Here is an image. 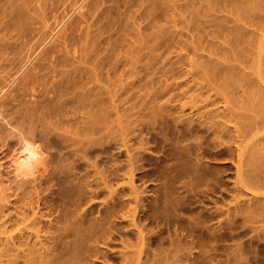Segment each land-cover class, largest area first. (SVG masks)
Wrapping results in <instances>:
<instances>
[{
  "label": "rangeland",
  "instance_id": "rangeland-1",
  "mask_svg": "<svg viewBox=\"0 0 264 264\" xmlns=\"http://www.w3.org/2000/svg\"><path fill=\"white\" fill-rule=\"evenodd\" d=\"M25 1L28 2V0ZM41 1H36L39 5L36 8L37 3L33 0L32 5L36 3L34 4L35 8L31 7L34 8L32 11L40 12L38 16L43 17L42 19L35 16V12H30L29 8L31 7L28 3L29 8L27 7V12H25L30 14L25 16L31 17V19L34 17V19L33 21L27 20L30 21L28 24H26L27 21L24 22L28 27L25 28L26 33L20 32L22 37H19L18 31L16 33L17 29L13 31V27L10 28L12 32L10 29L8 30L12 33V37L7 35L9 32L4 31L3 35H7V38L2 35V32L0 33V93L5 89L11 77H14V74L24 65L22 62L25 63L30 58V51L36 52L37 47L35 48V46L38 45L36 43L39 42L40 47L44 44L42 41L45 42L52 34L55 17L58 15L57 17H61L60 19L63 20V16L72 14L73 7L76 2H79V0H48L49 2L45 0V3L54 5L53 7L49 5L51 8L47 5L50 9L45 13L44 10L47 7L43 9L45 3ZM90 1L92 0H89V5L93 3ZM0 6V9L7 7L4 3H1ZM224 8L212 5L210 0L203 4L200 30L191 32L185 54L187 57L185 56L182 63L175 67V75L168 81H165L164 78L161 79L154 88L153 96L150 94L149 97L145 96L138 101L123 103L121 109L129 110L132 105H135L134 111L126 114L127 116L125 115L122 119L127 126L124 130L119 128L115 114L100 116L102 124H96L95 130L91 131V155H88L84 162L85 168L80 172L75 171L76 174L79 173L76 178H66L61 175L55 177L51 191L43 195V197H48L47 204L51 200V204L46 208L51 205L50 208H53L54 215L60 222L65 220L63 215L65 211H77L79 217L83 215L84 227L91 229V242L83 245L79 258L80 264H125L123 263L124 258L129 255L132 258L127 261V264H136L135 254L137 255L138 252H142L144 257L142 262H145L151 253V260L154 257L160 260L157 264H215L216 262L218 264L222 260L227 262L226 257L236 248H240L242 254H245L243 259L245 262L248 261L247 264H264V220L260 217L252 220L253 217L249 221L246 214L243 215L240 213L241 211H238L241 210L239 204L242 205L243 201L247 202L251 193L244 188L240 191L236 186L238 145L243 143V145L249 146L250 142L256 141L264 143V103L260 102L258 97H249L250 91L255 87L261 86L260 88L263 90L264 82L257 80V70L253 62L257 58L256 50L250 51L243 41L237 46L235 44L233 30L242 26L248 33L253 29L236 22L235 17L227 13L231 11L230 8L228 7L226 11ZM85 11L87 9L83 12L85 13ZM191 11L189 22L190 26L194 27V24L198 25V19L194 8ZM1 13L3 14V11ZM75 13L70 19L80 22L76 20L79 19L77 17H80L77 14L78 11ZM55 20L60 21L58 18ZM80 20L83 18L80 17ZM6 22L8 20L5 19L2 24ZM76 22L74 24L66 22V27L69 26V30L73 31L71 28L76 26ZM70 25H74V27ZM3 27L4 25L0 27V30ZM23 29L21 26V30ZM70 32L66 31L68 35H71ZM67 34L63 37L64 39L57 41L56 47L63 44L64 40L68 38ZM61 42L62 44H60ZM50 43L52 44V40ZM5 44H8L9 47ZM49 44L46 50H52L55 46V43L50 44V47ZM230 46L234 47L233 52L227 51ZM218 47L220 48L218 49ZM40 51L38 50V54ZM221 51L226 53L221 54ZM210 52L213 53L212 56H210ZM38 54L37 52L31 53L33 59L26 65L25 72L23 71L17 76L19 79L16 78V81L22 82H15L11 87L14 91L13 95L5 97L4 100L1 99L3 113L4 111L10 112L12 106L17 105L20 109L22 103L32 102L34 99L31 98L32 96L30 97V92L27 90H30L33 95H37V92L32 91L34 86L32 87L30 79L34 78L33 81H35V77H37L38 81L39 76H43L44 72L45 75L48 73L47 70L41 72L40 75L41 67L39 71L35 66L45 63L46 67L48 65L47 58L44 63V60L41 59L42 55L40 56L41 61ZM171 57L174 60H180L183 56H180L178 50H173ZM34 66L37 68L36 71ZM227 67L232 68L239 77L228 78L224 74ZM30 69L35 73L31 74ZM161 70L162 67L157 66L155 72ZM35 74L37 75L35 76ZM28 76H32V78ZM28 78L29 80H27ZM28 81L30 82L28 85L31 84V89H27L29 86L25 82ZM37 84L35 85L37 86L35 87L36 91L41 90V87L38 89L40 82ZM23 86L27 89L26 91ZM147 86L149 85L146 82L141 83V88H139V90L142 89L141 94L150 91V87L147 88ZM91 87L93 86L91 85ZM12 101L18 102L14 104ZM27 103L23 104V109L27 108ZM97 120L98 118H94L91 112V121L96 122ZM137 121H139L138 124L134 123ZM0 123L3 125V122ZM218 123L219 130H223V140H218L213 134L218 128L216 125ZM212 124L213 127H210ZM125 129L127 130L125 131ZM6 142H10L8 143L9 147L3 148L0 140V164L2 165L0 172H5V174L2 172L3 176L1 177L3 180L5 179L7 187L11 186L12 190L8 193L12 194L17 182L14 181V183L13 176L8 177V175L10 174L9 170L17 168L21 162L19 159L21 144L18 139L11 140V138ZM42 143L36 139L33 145L41 150L42 154L50 152L44 148ZM130 156L134 157V159L131 157L133 163L130 162ZM59 157L56 161H54L55 158H51L52 163L55 162L54 166L49 162L51 161L50 157L46 156L47 160L49 159L48 163H46L47 165L42 164L41 167L48 169L50 166L52 169L61 170V172L66 173L70 170L72 172L76 165L73 159H68V156ZM131 164L134 169L130 172L129 165L131 166ZM8 168L10 169L7 172ZM255 168L256 173L264 176L262 161L256 162ZM2 173L0 174L2 175ZM7 177L9 180L12 178V181L10 180L12 183L8 182ZM82 177L86 179V182L91 183V195L84 196L85 200L84 197L81 199L83 195L81 191ZM131 178L133 182H131ZM6 182L9 183V186ZM132 188H135L134 191ZM255 190L261 194L259 196L262 198L260 204L263 206L264 187ZM8 193L6 191V194ZM13 199L16 201L14 197H11L12 201H8L14 204ZM43 207L45 208V206ZM45 210L47 212V209H44V212ZM209 227L211 230L213 229V233L214 230H220L221 233L217 237L218 240L222 239V244L219 243L220 241L218 242L217 238H214L215 243L213 242L214 245L220 244L216 245L220 249V252L218 251L220 254L217 252L218 255L211 251V248L215 246L211 244L212 247H210V241L218 231L213 234ZM141 234L147 239V246H144L143 249L139 245L141 238L138 239ZM147 241L151 244L149 245ZM177 241L187 244V247L182 245L184 246L182 250L189 249V246L192 249L193 246V251L190 249L183 250L184 252L180 251L181 254L182 252L183 254L191 252L192 256L189 257V261H187L189 253L181 255L185 260L177 259L179 256H174ZM70 242L71 239L54 244V246L63 250L67 245L69 246ZM180 243L177 244L180 245ZM182 246L180 245L178 249L180 250ZM209 249L212 252L210 255L207 253ZM211 254H215L217 259L212 258ZM208 255L210 259L208 257L207 260Z\"/></svg>",
  "mask_w": 264,
  "mask_h": 264
},
{
  "label": "bare ground",
  "instance_id": "bare-ground-1",
  "mask_svg": "<svg viewBox=\"0 0 264 264\" xmlns=\"http://www.w3.org/2000/svg\"><path fill=\"white\" fill-rule=\"evenodd\" d=\"M20 1L21 0H0V5L4 3V5L6 4L7 6L6 8L0 9L3 11V14L0 11V15H3V17H0V21L1 19L3 22L5 19L6 21L8 20L5 24H2L1 21V24L4 25V27L1 28L3 31L0 30L2 35L5 34V32H9L8 30L13 27V31L17 29L16 33L18 31L17 34L19 37H22L20 36V32L26 33L28 27L26 24L30 22L27 20L33 21L34 17L31 19V17L25 16L30 14L29 12L28 14L26 13V8L29 5V7L33 6L35 8L34 4L36 3L37 8V6H39V0L38 2L34 0L36 3L33 5V0H28V2L25 0ZM42 1L45 3V0ZM86 1L87 0H79V2H76L75 7H73L74 10L71 11L72 14H68L66 17L63 16V20L60 19L61 17H57V15L56 17L60 21L55 20L57 19L55 17L54 25L53 27L51 26L53 28L52 34L50 36L48 35L49 37L47 36L48 38L45 42L42 41L44 44L40 45V47L39 42L36 43V45L38 44L35 46L37 50L34 49L37 54L38 50H41L37 56L40 59L42 55L41 59L44 60V63L47 58L48 65L46 67L45 63V67H43V64H41V66L39 64L35 66L39 71L41 69L40 75L43 71L48 70V73L45 75L44 72L43 76H39V72L37 71L38 73H36L38 75L35 74V76H39L38 81L36 80L37 77L33 75L35 81L38 83L40 82L38 89L41 87V90L36 91L37 88L35 89V87L37 86L35 85L38 84L33 81L34 78L33 80L30 79L32 87L34 86L32 91L34 93L37 92V95H33L30 90H27L31 89V84L28 85V83H30L29 81L25 82L29 88L27 87L26 89L23 86L25 88L24 90L30 92V97L32 96L31 98L34 100L32 102L28 101L29 103H22L20 109L17 105L12 106L11 110L9 108L10 112H6L4 109V113L2 112V102L0 103V122H3V125H0V140L2 142V147H9L8 143L11 141L8 143L6 141L10 140V138L11 140L18 139L21 144L19 154L21 162L19 166L12 170L10 169L11 167L6 170L8 172L10 169V174L8 173L10 176L8 175V177L13 176V182H17L16 186L14 184L15 182L13 183V187H15L12 194L8 193L12 190L10 188L11 186H9L12 178L10 179L11 181L8 177L6 178L8 182L10 181L9 183L6 182L9 186L7 187L4 181L5 179L3 180L1 177L5 172H0L2 173V175L0 174V264H80L79 258L83 245L91 242V229L84 227L83 215L79 217L77 211H65L63 213L65 220L64 222H60L58 218L55 217L52 210L53 208H50L51 205L46 208L47 205L51 204V200L49 204H47L48 197H43V195L51 191L53 179L55 177L61 175L66 178H76V175H79V173L76 174L75 171L80 172L85 168L84 162L87 156L91 155V131L95 130L96 124H102L101 119H99L100 116L115 114L117 118L115 119L117 120L119 128L124 130L127 126L125 124L126 122L123 123L122 119L126 114H130V112L132 113L134 111L135 105H132L129 110L121 109L123 103L138 101L145 96L149 97L150 94H153L155 86L161 79L164 78L165 81H168L175 75V67L182 63L185 56L187 57L185 54L187 53V42L191 37V32L200 30L199 25L201 24L200 22L203 16V4L208 0H92L93 3L90 1V5L89 0L87 3ZM46 2L49 1L47 0ZM210 2L212 5L220 6L221 8L225 7L224 11L229 7L231 11L227 13L235 17L236 22L243 24L244 27L246 26L253 29L248 33L245 32L242 26L233 30L235 44L237 46L243 41L250 51L256 50L257 58H255L253 62L257 70V80L263 83L264 0H210ZM47 5L51 6V4L45 3V7L42 8L45 9ZM49 7L44 10L45 13L46 10L51 8ZM34 8H29V10H31L30 12H35V16L37 15L38 18L42 19L43 17L38 16L40 12L37 13L35 10L32 11ZM193 8L198 19V25L195 26L194 24V27H191L189 18L192 12L191 9ZM85 9H87V11L84 13L83 11ZM76 11H78L77 14L83 18V20H80V17H77L79 19L75 18L80 22L70 19L76 14ZM69 19L72 22L69 21L68 23ZM25 21H27L26 24L24 23ZM66 22L68 24H74V22H76L75 27L74 25H70L74 27L71 28L73 31L69 30V26L66 27ZM1 24L0 27L2 26ZM21 26L24 28V31L21 30ZM11 29L10 32H12ZM66 31L68 33L71 31V35H68ZM9 33L7 35L12 37V33ZM66 34L68 38L64 40L63 44L62 42L60 43L62 45L56 47L57 41L64 39L63 37L66 36ZM3 36L6 37L5 35ZM50 37L51 39H49ZM49 40H52V44L55 43L52 50H46V47H48L50 43ZM50 44L49 47L52 45ZM6 46H8V44ZM6 46H4V49H6ZM219 48L220 47H218V49ZM173 50H178L180 56L183 57L180 60H174L173 57H171ZM227 51L233 52L234 47L230 46ZM30 52L32 54L36 53ZM31 53H29L30 58H28V60L27 57L25 58L27 60L26 62L23 60L25 63L22 62V64L24 65L14 74V77L10 76L11 80L0 93V101L1 99L4 100L5 97L11 96L12 92H14L11 87L15 82H18L16 81V78L17 80L19 79L17 76L20 75V73L22 74L26 65L33 59ZM220 53L224 54L226 52L221 51ZM209 54L210 56L213 55L212 52ZM36 60L34 59L35 62H37ZM35 66L34 70L36 71L37 68ZM157 66H161L162 70L156 73L155 69ZM32 70L31 74L35 73ZM224 72L228 78L239 77L230 67H227ZM28 77L32 78V76ZM27 80H29V78ZM143 82L149 85L147 88L150 87V91L147 89L149 92L145 94H141L142 89L139 90ZM91 85L93 87H91ZM258 87L250 91L249 97H258L260 102L264 103V89L261 90V86ZM154 94L156 95V93ZM105 99H107L106 102H104ZM18 101L13 103L16 104ZM26 103L27 108L24 105L25 109H23V104ZM91 112L94 118H98L96 122L91 121ZM138 122L139 121L134 123L138 124ZM216 125L218 128L215 129L213 134L218 140H221L224 136L223 130H219V123ZM210 127H213V124ZM127 129H125V131ZM36 139L41 143L43 142L44 148L50 152L47 151L48 153L42 154L41 150L35 148L33 144ZM242 145L240 144L237 147L239 159L236 165V186L240 191H242L243 188L250 191L251 197H248L250 199L247 202L243 201L242 205L239 204L240 208L237 207V205L236 207L241 209L238 210L241 211L240 213L243 215L246 214L248 217L247 220L249 221H251L253 217L252 220L256 217H260L264 220V204L261 206L262 204H260V201H262V198L259 197L261 194L258 193L259 191L255 190L256 188L264 187V176H260V174L256 173L257 170H255L257 169L255 168L256 162L262 161L264 163V156H262L264 153V143L256 141L253 143L250 142L249 146ZM63 151L66 152L63 153ZM44 154H47L46 156L47 158L50 157L49 159L55 158L54 161H56L59 156H68V159H73V162L76 164L73 168L74 172L73 169L72 172L69 169L70 171H66L65 173L64 171L61 172V170L52 169L50 166H48L50 170L46 167H41L42 164L48 163L49 160H47ZM131 157L133 156L129 157L130 162ZM52 159L49 162H51V165L54 164L55 166V162L52 163ZM129 167H131V172L134 168H132V164L131 166L129 165ZM1 168L2 165L0 164V171ZM84 179L85 178L82 177L83 187H81V191L83 195L81 199L88 194L91 195V183L86 182V179ZM130 180L133 182L132 178ZM134 189L135 188H132L133 191ZM6 191L8 194H6ZM89 195L87 197H89ZM11 197L16 198V201L13 199L15 201L14 204L10 202L12 201ZM85 198L86 197H84V200ZM10 205L14 207L11 208ZM43 206H45V208ZM43 208L47 209V212L46 210L44 212ZM234 212L236 213V211ZM209 228L211 230V227ZM212 230L210 232H212ZM217 231L218 233H216ZM203 232L205 233V231H202V233ZM219 233L220 230H214L213 234L215 235L212 234L213 240L211 239L212 241H210V247H212L211 244L215 246L211 248L213 253L220 252L219 247L216 246L219 243L222 244V239L218 240L217 237V235L219 236L221 234ZM140 238L139 245L143 249L144 246H147V239H145L142 234L138 239ZM214 238H217L218 242H220L214 245ZM69 239H71L69 246L67 245L63 250L54 246V244L63 243ZM180 242L183 241H177V243ZM177 243L175 245L178 246L179 244ZM150 244L149 242V245ZM180 245L186 246L187 244L180 243ZM177 246L176 248L178 249L179 246ZM183 247L184 246H182L180 250L174 249L176 252L174 256H179L177 259L183 260L184 258L181 257L184 252L183 250L187 251L190 249L189 246V249L185 248L182 250ZM221 247H223V245H221ZM192 249H190V251H193ZM239 249L236 248L234 251L230 250L231 252L229 251L230 253L229 255L227 254L228 257H226L227 262H223L222 260L219 261L218 264H247L248 261L245 262V259H243V255L245 254H242L243 252ZM181 250L183 251L182 254L180 253ZM190 251L186 253H189L187 261H189V257L192 256V254L190 255ZM207 253L210 255L212 252H210L209 249ZM122 254L123 252L121 255ZM147 254L148 253H146V255ZM209 255L207 256V260L208 257L210 259ZM214 255L215 254L212 255V258L217 259ZM123 256L124 255H122V257ZM135 256L136 260H134L137 263H134L136 264H157L159 263L158 261H160L154 257H159L160 255H154L152 260V254L150 259L147 255L148 259L146 260L145 258V262H142V260H144L142 252H138ZM131 258L132 256L129 255L124 258L126 262H122L127 264V261L131 260ZM162 259L164 260V257Z\"/></svg>",
  "mask_w": 264,
  "mask_h": 264
}]
</instances>
